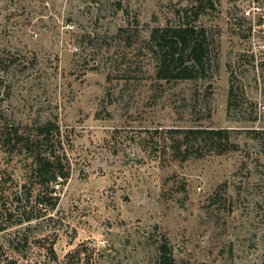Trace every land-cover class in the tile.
<instances>
[{
    "label": "rangeland",
    "instance_id": "obj_1",
    "mask_svg": "<svg viewBox=\"0 0 264 264\" xmlns=\"http://www.w3.org/2000/svg\"><path fill=\"white\" fill-rule=\"evenodd\" d=\"M237 3L0 0V130L56 123L70 167L56 208L20 222L25 159L0 146V264H157L162 244L175 264H264V78ZM198 5L214 66L156 80L147 30ZM186 129L232 133L183 158L164 132Z\"/></svg>",
    "mask_w": 264,
    "mask_h": 264
},
{
    "label": "trees",
    "instance_id": "obj_2",
    "mask_svg": "<svg viewBox=\"0 0 264 264\" xmlns=\"http://www.w3.org/2000/svg\"><path fill=\"white\" fill-rule=\"evenodd\" d=\"M214 0H200L203 8L213 9ZM118 6H120L118 4ZM119 10L121 7H118ZM200 5L175 11L172 19L147 30L142 48L153 62V75L159 81H195L204 79L216 62L215 41L208 30L198 23ZM168 146L175 154H195L198 147L206 153L227 143L230 130L186 129L164 132ZM0 146L9 155H23L25 182L19 185L13 201L20 222H30L53 211L59 200L58 188L70 176V167L60 147L59 127L52 121L21 128L4 125L0 130ZM182 150V153H181ZM223 151V150H221ZM3 227H0V231ZM157 264H175L165 244L158 249Z\"/></svg>",
    "mask_w": 264,
    "mask_h": 264
},
{
    "label": "built area",
    "instance_id": "obj_3",
    "mask_svg": "<svg viewBox=\"0 0 264 264\" xmlns=\"http://www.w3.org/2000/svg\"><path fill=\"white\" fill-rule=\"evenodd\" d=\"M237 22L244 40L246 66L254 79L264 78V0H238Z\"/></svg>",
    "mask_w": 264,
    "mask_h": 264
}]
</instances>
